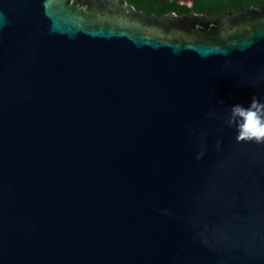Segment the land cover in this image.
Masks as SVG:
<instances>
[{"label":"water","instance_id":"95a60500","mask_svg":"<svg viewBox=\"0 0 264 264\" xmlns=\"http://www.w3.org/2000/svg\"><path fill=\"white\" fill-rule=\"evenodd\" d=\"M129 1L0 0V264H264V5Z\"/></svg>","mask_w":264,"mask_h":264},{"label":"clouds","instance_id":"9594fccd","mask_svg":"<svg viewBox=\"0 0 264 264\" xmlns=\"http://www.w3.org/2000/svg\"><path fill=\"white\" fill-rule=\"evenodd\" d=\"M189 6H191L189 4ZM222 103V102H221ZM210 118H216L217 110L212 109L207 113ZM223 123L235 129V140L239 142H254L264 144V102L253 98L248 107L241 104L229 106L223 115ZM221 141L217 140L216 147ZM203 153L197 155V159Z\"/></svg>","mask_w":264,"mask_h":264},{"label":"trees","instance_id":"16d2710c","mask_svg":"<svg viewBox=\"0 0 264 264\" xmlns=\"http://www.w3.org/2000/svg\"><path fill=\"white\" fill-rule=\"evenodd\" d=\"M195 6L189 9L184 6L176 5L175 3H154L152 1H129L137 11L143 12L146 15H155L163 17L170 13H175L178 16L190 15L194 12L197 15L206 17L222 16L224 14L237 11L242 4L245 7H258L264 3V0H193Z\"/></svg>","mask_w":264,"mask_h":264},{"label":"flooded vegetation","instance_id":"af4514ba","mask_svg":"<svg viewBox=\"0 0 264 264\" xmlns=\"http://www.w3.org/2000/svg\"><path fill=\"white\" fill-rule=\"evenodd\" d=\"M263 5H264V3L261 4V5L258 6V7H254V6H252V7H245V6H243V5L241 4L240 7H239V9H238L237 11L230 12V13H240L242 9H255V10H260V9L262 8ZM217 17H219V16L212 17V18H217ZM208 18H210V17H208Z\"/></svg>","mask_w":264,"mask_h":264}]
</instances>
